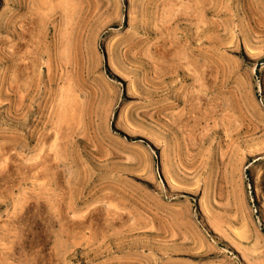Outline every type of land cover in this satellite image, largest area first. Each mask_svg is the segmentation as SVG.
<instances>
[{
	"label": "rangeland",
	"instance_id": "rangeland-1",
	"mask_svg": "<svg viewBox=\"0 0 264 264\" xmlns=\"http://www.w3.org/2000/svg\"><path fill=\"white\" fill-rule=\"evenodd\" d=\"M0 264H264V0H0Z\"/></svg>",
	"mask_w": 264,
	"mask_h": 264
},
{
	"label": "bare ground",
	"instance_id": "bare-ground-1",
	"mask_svg": "<svg viewBox=\"0 0 264 264\" xmlns=\"http://www.w3.org/2000/svg\"><path fill=\"white\" fill-rule=\"evenodd\" d=\"M52 187H53V186H52ZM51 189H52V188H51ZM38 197H39V196H37L36 198H33V196H32V199L35 200L34 202H36L37 200H40V199H38ZM48 197H49V196H48ZM37 202H38V201H37Z\"/></svg>",
	"mask_w": 264,
	"mask_h": 264
}]
</instances>
